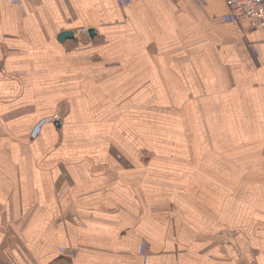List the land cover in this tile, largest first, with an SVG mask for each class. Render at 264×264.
<instances>
[{"label": "crops", "instance_id": "1", "mask_svg": "<svg viewBox=\"0 0 264 264\" xmlns=\"http://www.w3.org/2000/svg\"><path fill=\"white\" fill-rule=\"evenodd\" d=\"M0 264H264V31L226 0H0Z\"/></svg>", "mask_w": 264, "mask_h": 264}, {"label": "built area", "instance_id": "2", "mask_svg": "<svg viewBox=\"0 0 264 264\" xmlns=\"http://www.w3.org/2000/svg\"><path fill=\"white\" fill-rule=\"evenodd\" d=\"M10 4H23L30 0H3ZM226 3L231 11V15L235 20L241 22L243 20L251 21L255 29L264 31V0H226ZM89 31L85 28L77 31V35L86 36ZM58 119V115L52 117H43L39 119L33 126L30 138L31 140L37 139L48 123Z\"/></svg>", "mask_w": 264, "mask_h": 264}, {"label": "water", "instance_id": "3", "mask_svg": "<svg viewBox=\"0 0 264 264\" xmlns=\"http://www.w3.org/2000/svg\"><path fill=\"white\" fill-rule=\"evenodd\" d=\"M89 34L93 36L95 34V31L89 30ZM74 38H75V32L73 30H66L58 35V40L60 42H65L67 39H74Z\"/></svg>", "mask_w": 264, "mask_h": 264}]
</instances>
